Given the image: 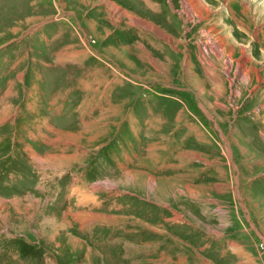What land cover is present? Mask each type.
I'll return each mask as SVG.
<instances>
[{"label":"rangeland","instance_id":"1","mask_svg":"<svg viewBox=\"0 0 264 264\" xmlns=\"http://www.w3.org/2000/svg\"><path fill=\"white\" fill-rule=\"evenodd\" d=\"M91 1L88 9L75 0H0V123L18 112L17 124H0V157L8 154L0 162V190L18 195L0 198V264H151L149 258L127 261L150 244L160 245L161 264H264V177L247 182L255 142L264 143V0H152L157 23L135 12L145 20L137 25L144 33L128 44L123 31L131 36L140 22L121 4L136 7L137 0ZM43 20L74 23L87 49L76 57L124 77L108 108L115 115L57 139L68 143L70 161L41 156L47 91H41L42 75L29 79L27 72L32 62L50 63L44 45L29 35ZM90 20L101 25L97 33ZM74 63H65L70 79L78 73ZM142 100L165 113L158 144L172 170L154 177L126 171L107 180L100 189L134 199L144 217L98 214L101 223L127 225L126 232L105 244L91 242L74 229L65 205L47 202L41 189L27 193L29 180L41 177L31 165L59 171L102 157L122 118Z\"/></svg>","mask_w":264,"mask_h":264},{"label":"crops","instance_id":"2","mask_svg":"<svg viewBox=\"0 0 264 264\" xmlns=\"http://www.w3.org/2000/svg\"><path fill=\"white\" fill-rule=\"evenodd\" d=\"M75 2L80 3L82 7L85 6L88 9L92 8L94 4L91 0H75ZM113 2L118 3L115 0H113ZM100 5L105 6L104 9L110 12V18H113V14L109 10L107 3H102ZM121 5V7L129 10L133 14L136 12L138 15H141V17L154 19L155 23H157L156 15L159 11V7L156 2L152 0H137L136 7ZM138 19L140 23H134L130 20L134 25L136 24L134 26L135 32L133 31L131 36H129L130 30L127 32L123 31L121 35L123 44H128L130 39L140 40V34L144 32H141L142 29L137 25L144 24L145 20L139 17ZM46 20H43L42 24L36 25L31 29L29 35L36 38L33 40L44 45V51L48 54L50 63L46 64L41 62V65H36L33 62L30 63L27 76L29 75V79H37V75H42L40 84L41 91H47L45 94L46 113L41 117V129L43 130L41 142L44 145L41 149L42 158L53 155L68 157L70 155L68 143L57 139L63 132L76 131V133H78L77 131H79L78 129L80 127H85L97 121L103 114L107 115L106 117L115 115V113L108 108L113 105L114 99L118 96V91L122 84L121 78L124 77L119 78V76L110 72L101 71L100 67L96 64H87L86 57H76L75 54H87V49L84 40H82L83 38L78 31H76L74 23L73 26H71L68 22H63V20L57 23H51L50 21L45 22ZM96 20L100 21V18ZM116 20L121 21V19L118 20L117 18ZM97 21L90 20V27L92 26L93 32L95 33L98 31V26L101 27L100 24H97ZM144 28L145 26L143 25V29ZM49 33L53 34V37L48 36L47 34ZM27 39H29V37ZM123 46L125 47L126 45ZM3 51L4 50L1 48L0 54H3ZM12 52L13 51H10L9 54ZM27 53H30V47L27 48ZM24 59L22 58L20 61H22L21 63L23 65L25 64L27 66V62H31V55L27 54V57ZM56 60L59 63L58 65L55 64ZM68 61L77 62L74 64L77 66L78 73L73 79L67 77L70 76V73L65 69V63ZM130 61L129 59L126 61L127 65H134V63L131 64ZM140 73L142 72L140 71ZM138 105L140 107L136 106L135 109L130 108L127 113L124 112L126 115L122 118L123 120L117 132L105 143L103 149L100 150L105 151V153H102L103 156L100 157L101 160L103 159L101 162L99 161V157H95V159L89 163L78 167L69 166L59 171L47 170L36 165H31L41 177L36 181L29 180L27 185L28 189H26L27 193L41 189L44 192L43 194L47 202L58 206L65 205V209H67L71 217V223H74V229L81 231L82 237L91 242L105 244L109 239H117L126 232L127 225L124 226V224H122V227H118L117 225L112 226L110 224L101 223L98 221V218L95 217L98 214L105 216L138 214L140 216L139 218L144 217L143 209H141L134 199L128 196H115L109 194L107 191L101 190L100 188L107 180H115V177H125L126 171H133L146 175L149 174L154 177L172 170L170 159L167 158L166 155L162 156V153L159 152L161 146L158 144L162 122L165 119L162 116H165V113H162V110L156 102L150 104V101L142 100ZM9 117L10 116H8V119L2 122V124L9 122L17 124L18 112L12 117ZM2 124L1 126H4ZM54 135L55 138H53ZM242 136L241 134V137ZM256 137L248 138L252 140L253 138L256 139ZM259 138L264 141V137H261V134ZM244 139H246V136ZM62 143L65 144L62 145ZM115 143L120 145L119 150L113 149ZM255 143L258 146L255 148V155L251 158L250 165L252 172L249 175L248 183H253L255 179L262 180L264 177V143L260 141ZM251 147L254 148L252 144ZM167 151H169V148ZM167 151L163 154H169ZM185 151L187 150H183V154H185ZM90 152L91 151L86 154L89 155L91 154ZM7 156L8 154L4 153V157H0V162L6 160ZM147 156H150V158ZM35 157L38 156L34 155V158ZM69 157L67 161L72 160ZM34 158H31V160ZM50 163H52V161L48 162V164ZM109 163H112V165L110 166ZM234 166L238 168L236 164H234ZM3 174L5 173L0 171V176ZM31 175L35 178L33 174ZM45 176H47L49 181L48 186L44 184ZM141 176L142 175H139L138 178ZM9 177L16 183L14 181L15 176L11 170L9 171ZM241 181V174L239 173L237 179L238 186L241 185ZM10 185V183H7L5 187ZM1 195H6L10 198H16L18 196L17 193H14V195H7L0 190V198L2 197ZM120 209L121 211H119ZM159 246L160 245L156 244L143 246V249L140 251L137 249L140 253L137 252V255L135 254L127 259V261L136 258H149L146 261L152 260L151 262L153 263L151 264H161L159 259H156L160 254ZM39 251L41 252V257L45 255V251L42 247H40ZM111 251L113 253L116 252V248L112 247ZM167 259L172 260L169 256Z\"/></svg>","mask_w":264,"mask_h":264}]
</instances>
